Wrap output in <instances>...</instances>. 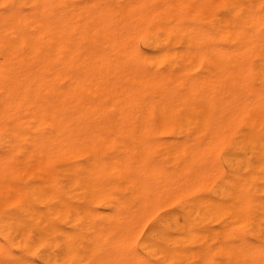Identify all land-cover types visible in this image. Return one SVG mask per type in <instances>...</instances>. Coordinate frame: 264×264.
I'll list each match as a JSON object with an SVG mask.
<instances>
[{"label": "bare ground", "instance_id": "bare-ground-1", "mask_svg": "<svg viewBox=\"0 0 264 264\" xmlns=\"http://www.w3.org/2000/svg\"><path fill=\"white\" fill-rule=\"evenodd\" d=\"M0 264H264V0H0Z\"/></svg>", "mask_w": 264, "mask_h": 264}]
</instances>
